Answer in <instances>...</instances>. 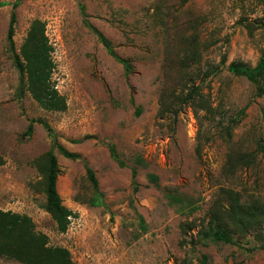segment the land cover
Returning <instances> with one entry per match:
<instances>
[{"label":"rangeland","instance_id":"374dc122","mask_svg":"<svg viewBox=\"0 0 264 264\" xmlns=\"http://www.w3.org/2000/svg\"><path fill=\"white\" fill-rule=\"evenodd\" d=\"M15 1L0 0L9 4L0 8V209L29 216L51 246L70 251L75 264H264V223L234 234L233 244L203 245L196 238L209 226L214 205L228 204L227 192L238 193L246 205L264 204V154L258 151L264 94L229 71L231 63L254 67L261 57L264 28L256 22L264 20L262 3L24 0L13 9ZM12 12L17 53L31 23L45 24L52 83L66 100L64 112L43 109L28 92L18 96L20 75L7 40ZM85 19L130 63V75ZM250 23L252 31L246 29ZM191 88L203 96L194 106L206 109L174 107L175 97ZM163 95L169 110L179 109L177 116L162 114ZM31 119L45 121L66 150L82 157L57 153V190L73 212L65 233L44 209V180L36 166L52 141L38 123L25 135ZM111 146L124 166L112 158ZM242 155L250 156L248 166L239 165ZM85 163L105 207L91 205ZM168 192L188 207L172 206ZM189 222L196 228L184 235L182 225Z\"/></svg>","mask_w":264,"mask_h":264},{"label":"trees","instance_id":"16d2710c","mask_svg":"<svg viewBox=\"0 0 264 264\" xmlns=\"http://www.w3.org/2000/svg\"><path fill=\"white\" fill-rule=\"evenodd\" d=\"M24 0H16L12 7L16 9ZM186 3L188 0H182ZM264 8V0H258ZM9 4L0 3V8ZM80 10L84 15V6L80 5ZM85 25L93 31L97 36L98 41L106 49L107 53L123 64L125 73L130 75L132 67L130 63L120 59L114 52L112 43L100 32H98L88 21L84 20ZM259 28H264V20L256 22ZM15 24L16 14L12 12L10 23L7 32V40L9 52L15 68L20 75V86L17 90L18 96L21 98L28 92L32 98L45 110L64 112L67 109V103L62 97L54 84L52 83V72L54 64L51 57L52 48L46 36V27L41 20H34L29 28L24 43L22 44L19 53L15 47ZM250 24H246V29L252 31ZM196 57V56H195ZM231 74L239 77H244L251 83L258 86L259 95L264 94V49L261 57L254 67L245 66L241 63H231L229 66ZM197 97L203 96L196 88H191L187 93H180L175 97L174 107L181 109L184 106H192L195 112L206 109L205 106H194ZM165 96L161 98V112L166 113L170 106H165ZM171 109V108H170ZM179 109L169 110L175 116L178 115ZM38 123L47 131L52 141V147L43 157L37 159L36 166L43 176L44 192L46 202L44 205L45 211L50 214L57 225V229L61 233H65L69 226V218L73 216V212L63 205L62 199L57 190V179L59 175V166L57 161V153L64 158L70 160H82L79 154L72 153L66 150L60 143L55 130L42 119L30 120L29 127L25 135H32L33 125ZM258 151L264 154V141L258 143ZM112 158L124 166L116 155V150L113 146L110 147ZM239 165L248 166L252 161L250 156L242 155L239 157ZM138 163H143L141 160ZM4 164L3 158L0 156V165ZM86 173L91 185L94 189V196L91 200V205L94 207H105L104 196L99 191L98 180L95 177L93 170L85 163ZM133 187L137 191L138 185L136 182L137 171L132 170ZM149 181L159 186V179L154 174L148 175ZM166 198L169 203L174 206L178 205L181 210L186 209L183 204L186 202L183 198L175 196L168 192ZM227 205L225 202L218 201L211 214L209 226L197 234V240L203 245L208 242L213 244L224 243L233 244L234 234H246L250 230L258 228L264 223V204L254 202L253 204H243L238 193L227 192ZM141 224L145 222L141 218ZM196 228L195 223H185L182 225V232L188 235ZM192 243L194 241L192 240ZM12 260L20 264H75L72 260L71 253L64 247L51 246L49 238L43 233L36 231L35 224L32 219L23 214L14 213L11 211H3L0 209V260ZM204 260L206 258L204 257Z\"/></svg>","mask_w":264,"mask_h":264}]
</instances>
